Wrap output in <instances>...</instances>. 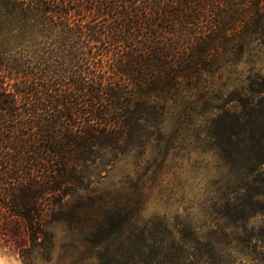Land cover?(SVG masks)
<instances>
[{"label": "trees", "instance_id": "1", "mask_svg": "<svg viewBox=\"0 0 264 264\" xmlns=\"http://www.w3.org/2000/svg\"><path fill=\"white\" fill-rule=\"evenodd\" d=\"M262 59L264 0H0V215L25 264L90 174L190 136L230 175L216 229L141 217L143 178L81 219V264H264Z\"/></svg>", "mask_w": 264, "mask_h": 264}, {"label": "rangeland", "instance_id": "2", "mask_svg": "<svg viewBox=\"0 0 264 264\" xmlns=\"http://www.w3.org/2000/svg\"><path fill=\"white\" fill-rule=\"evenodd\" d=\"M260 64H264V59ZM241 67L245 68V65ZM243 70L246 73V69ZM154 139L151 141L155 145ZM90 175V181L86 180L76 193L65 198L63 218L49 225L53 237L50 257H42V252L35 250L28 260L30 264H81L84 250L80 235L81 219L84 221L87 215H94L99 208L105 207L101 200L109 192L123 187L129 189L143 178L149 180L141 217L147 219L160 215L171 225L189 217L202 227V232L209 233L216 229L210 204L223 195L230 178L228 168L218 161L214 152L197 144L192 136L185 140L180 138L178 148L174 150L159 153L148 146L141 155L131 152L118 160L109 172L100 176ZM21 230L23 224L20 221L8 222L0 215V258L11 264H25L27 260L15 242L16 234L27 237ZM256 248L258 257L264 256V240H260ZM236 262L258 264L244 255H238Z\"/></svg>", "mask_w": 264, "mask_h": 264}, {"label": "clouds", "instance_id": "3", "mask_svg": "<svg viewBox=\"0 0 264 264\" xmlns=\"http://www.w3.org/2000/svg\"><path fill=\"white\" fill-rule=\"evenodd\" d=\"M0 264H11L10 261H4L2 258H0Z\"/></svg>", "mask_w": 264, "mask_h": 264}]
</instances>
